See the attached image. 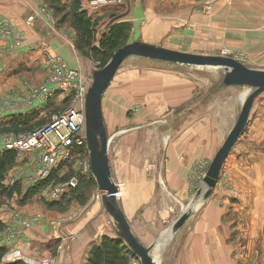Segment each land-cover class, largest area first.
I'll return each instance as SVG.
<instances>
[{
  "label": "rangeland",
  "instance_id": "rangeland-1",
  "mask_svg": "<svg viewBox=\"0 0 264 264\" xmlns=\"http://www.w3.org/2000/svg\"><path fill=\"white\" fill-rule=\"evenodd\" d=\"M61 1L63 3L59 0H41L42 4L28 11L25 17L27 15V18L34 17V19L36 15L51 17L54 22L51 24L53 30L50 36L57 38L56 41L60 44L62 43L61 26L64 25L67 31L68 48L75 49L79 54V62L74 61V65H78L79 70L82 68L84 74L81 73L89 79L92 71L106 65L114 52L112 54L110 52L109 55L93 56L88 48L79 45L78 31L72 23V15L79 11L90 16L91 21L94 22L97 39L107 31L103 29L111 17L120 15L126 10L127 0ZM99 1H102L101 5L98 4ZM164 1L144 0L148 2V5L162 4ZM192 1L193 5H188L186 0L181 1L183 3L181 7L192 6V12L199 11L206 19L212 18L215 6L218 10L220 6L224 8L226 4L225 0ZM234 2L241 5L237 6L238 9L247 10V13L243 12L244 15H248L247 19H243L247 22L245 24L258 25L264 21V0H235ZM130 5L131 10L132 3ZM240 14L243 15L242 12ZM124 17L115 22L124 21L129 24L126 39L128 43L134 39L133 34L136 35L137 32L133 22L126 21ZM159 41L165 44V40ZM94 43L97 44L96 40ZM164 44L156 45L164 46ZM42 47L44 53L47 50L56 54L50 42H44ZM250 49L229 46L211 48L208 53L203 52V54L231 56L249 67L264 68V48L259 51ZM45 59L46 56H44L43 66L46 63ZM84 69H88V72ZM42 79L37 78L33 84L41 85L44 83ZM220 80L221 72L217 69L180 66L141 58H128L124 61L106 88L101 104L106 134L111 140L108 148L109 165L111 179L117 188L116 194L117 173L125 171L131 162L143 165L141 171L144 170L146 175L155 174L156 165L152 163V160L157 158V155H154L157 152L154 145L158 141L161 145L163 140H168L169 145L166 148L175 147L176 151L173 155L182 161L195 155L198 148L195 139H201L202 135H205V129L212 137L216 136V148L220 147L238 117L242 96L248 89L237 86L223 87L220 86ZM15 93H17L16 88L0 90V99ZM49 101L36 106L38 114L31 123L36 120L47 123L52 114L62 112L69 104L65 97ZM26 107L30 109L28 105ZM4 108L0 101V113ZM13 108L21 109V107ZM111 113L112 117L109 118ZM249 115L245 131L238 137L232 151L226 157L220 178L212 193L203 202L194 201L191 215L171 239L167 235V229L189 206L191 200L196 198L197 191L203 189L205 185L203 175L214 155L203 161L194 160V167L188 175L190 188L187 199L177 201L165 190L170 201L159 202L156 206L158 215L159 212L163 214L161 217L157 216L160 218L159 227L154 231L148 230L139 237L142 242L144 241V245L157 242L151 253L158 264H264V91L254 99ZM8 125H0V129ZM145 125L147 127H143ZM130 133L136 134V138ZM9 134L21 133L13 131L7 134L0 133V148L4 149L2 137ZM146 134H149L150 138L148 145ZM153 148L155 151L152 150ZM87 160L89 161V150L86 143L75 150V154L63 168L62 176L56 175L57 179L54 183L60 185L73 174H83ZM32 161L31 152H18L15 163L6 175L5 183L10 187H18L21 193L30 186L36 185L38 182H29L33 173ZM84 173L83 176L92 175L90 170ZM159 189H165L162 180H160ZM86 192H88V198L95 196V201L99 202L98 186ZM39 193V197L35 196L27 202L23 201V197L19 194L13 198L0 197V240L4 238L1 226L6 227V233L10 230L11 236L16 237L17 235L13 233L17 229L16 224L24 227L23 222L36 214L40 213L43 220L39 217L35 222L37 224H31L32 226L28 228L40 226L44 221H52L57 227L60 222L74 217L77 208L80 211L83 207L73 199L72 189L59 201L46 200L41 195L42 192ZM24 204L27 206L25 207ZM160 205L162 208H159ZM207 208L208 211H206ZM111 226L114 231V224ZM205 234L206 236L203 237ZM161 236L166 239L159 244ZM98 240L100 241V238ZM62 242L59 240L53 249L34 259H53L56 261L55 264H60ZM1 245L5 244L1 243ZM133 260L134 258L131 259L130 264ZM4 261H6L5 258Z\"/></svg>",
  "mask_w": 264,
  "mask_h": 264
},
{
  "label": "crops",
  "instance_id": "crops-1",
  "mask_svg": "<svg viewBox=\"0 0 264 264\" xmlns=\"http://www.w3.org/2000/svg\"><path fill=\"white\" fill-rule=\"evenodd\" d=\"M59 1L63 3V1ZM181 1L183 0H165L162 4L148 5V2H144V0H130L132 8L124 18L126 21H132L135 26L137 33L133 34L132 41L140 40L151 44H164L159 40H165L163 47L198 53H208L211 48L229 46L246 47L249 50L253 48L255 51L264 48V21L258 25L245 24L247 22L243 19H247L248 15H244L243 12L247 10L238 9L237 6L241 5L239 3L237 5L235 0H225L224 8L220 6L218 10L215 6V13L212 18L210 17L211 19L202 17L199 11L192 12V6L181 7L183 4ZM186 3L193 5L192 0H186ZM41 4V0H0V21L7 18L15 33H20L23 37L19 46H14L9 39L0 38V90L17 89L15 95H6L0 99L1 105L5 107L0 113V125L2 126L9 124L8 122L16 116L28 114H32V117L34 115V118L37 116L36 108L38 107L36 106L42 102L30 101L28 91L35 87L37 78H43L42 82L46 79L47 71L42 65L45 56L42 47L44 42H50L56 55L66 61L71 68L79 73L82 72V68L79 70V66L74 65V61L79 62V54L75 49L68 48L67 31H65L64 25L61 26L62 43L60 44L56 41L57 38L50 36L51 30H53L51 24L54 22L51 17L36 15L32 24L26 22L27 12L38 8ZM241 12L243 15L240 14ZM259 14L262 15L260 12ZM221 15H223V19H221ZM235 19L237 20L235 21ZM84 71L88 72V69H84ZM59 97L64 96L58 93L52 99ZM66 101L70 102L67 96ZM27 105L30 109H27ZM13 107H21V109ZM111 117L112 113L109 114V118ZM112 126L114 127V125ZM143 127H147V125ZM130 135L136 138V134L130 133ZM146 136L148 145L149 134ZM152 138L154 139V137ZM195 141L198 147L195 155L189 156L183 161L173 155L176 151L175 147L166 148L169 145L168 140H163L161 145L158 141L154 145L157 150L154 155H157V158L155 157L153 162L151 161L156 165L155 174L146 175L144 170L141 171L143 165L133 162L128 164L125 171L117 173L118 203L138 238L148 230L154 231L159 227L160 218L157 216L161 217L163 214L159 212L158 215L156 206L159 202L170 201L165 190L177 201L187 199L190 188L188 175L194 167V160H206L217 151L216 136L212 137L207 129H205V135ZM152 150L155 151L154 148ZM160 180L163 181L164 190L159 189ZM39 192L31 199H34L35 196L39 197ZM14 196L16 194L11 197ZM159 208L162 206L160 205ZM78 209L75 210L76 213L79 211ZM208 210L207 208L206 211ZM111 225V218L103 210L101 200L94 201L82 216L65 225L62 228L68 241L64 254L65 264H85L92 246L99 242L100 236L115 237ZM16 227L17 229L13 233L17 236L14 238L11 236L10 230L6 233V227L1 226L4 238L0 240V246L9 249L19 248L24 254L38 258L42 254L45 255L46 251L53 249L59 240L62 241L58 225L55 227L52 221H44L40 226L33 228L17 224ZM205 236L206 234L203 237ZM1 243L5 245H1Z\"/></svg>",
  "mask_w": 264,
  "mask_h": 264
},
{
  "label": "water",
  "instance_id": "water-1",
  "mask_svg": "<svg viewBox=\"0 0 264 264\" xmlns=\"http://www.w3.org/2000/svg\"><path fill=\"white\" fill-rule=\"evenodd\" d=\"M130 4V0H127L126 10L120 15L112 16L103 31H106L108 26L116 20L128 15L131 7ZM128 58H141L153 62L158 61L180 66L217 69L221 72L220 86L248 88L242 96L241 109L235 123L217 149V152L214 154L211 163L203 175V182L205 184L203 189L197 191L196 198L191 200L189 206L174 219L173 223L167 229L166 232L170 239L186 223L193 211L194 207L192 205L194 201L200 203L206 200L216 186L226 162V157L232 151L238 137L245 131L244 129L248 123L254 99L260 92L264 91V68L256 69L249 67L231 56L183 52L139 40L126 43L123 47L114 51L106 65L92 71L91 82L87 88L88 91L84 101L86 120L85 135L87 149L89 150L90 171L96 180L98 195H100L103 210L107 212L112 220V224L115 226V237L125 242L129 250L140 260L141 264H158L151 253L157 242L151 245H144L135 235L131 224L128 223L119 206L116 194L117 188L111 179L108 150L111 140L106 134L101 102L102 96L110 81L115 76L119 67ZM94 201L95 196H92L74 217L58 224V232L63 241L59 255L60 264H64V254L68 243L62 228L82 216Z\"/></svg>",
  "mask_w": 264,
  "mask_h": 264
},
{
  "label": "built area",
  "instance_id": "built-area-1",
  "mask_svg": "<svg viewBox=\"0 0 264 264\" xmlns=\"http://www.w3.org/2000/svg\"><path fill=\"white\" fill-rule=\"evenodd\" d=\"M98 4L101 5L102 1ZM33 19L34 17H29L26 22L30 24ZM0 38L9 39L14 46H19L23 41L22 35L15 33L7 18L0 21ZM45 56L46 79L44 83L28 91L30 101L48 102L56 94L61 93L65 98L66 96L69 98V104L62 112L52 114L49 122L39 124L21 134L4 136L1 142L4 149H14L19 153L31 152L33 173L29 182L48 180L40 192L46 200L54 201L59 200L70 187H75L79 181L78 177L85 174L84 171L90 170L87 160L83 174L71 176L60 185L54 183L57 179L56 175L62 176L63 168L75 154V150L86 145L84 101L91 78L86 79L66 61L50 51L46 50ZM54 171L56 172L53 174ZM39 217L43 220L40 213L36 214L26 220L27 222H23L24 227L28 228L32 226L31 224H37L35 222ZM4 258L7 262L20 261L22 264H55L56 262L53 259H34L24 254L19 248H10L6 251ZM131 264H141V262L138 258H134Z\"/></svg>",
  "mask_w": 264,
  "mask_h": 264
},
{
  "label": "trees",
  "instance_id": "trees-1",
  "mask_svg": "<svg viewBox=\"0 0 264 264\" xmlns=\"http://www.w3.org/2000/svg\"><path fill=\"white\" fill-rule=\"evenodd\" d=\"M72 16V23L78 31L79 45L88 48L93 56L109 55L110 52L112 54L126 44L129 32V24L127 22H113L108 26L107 31L96 39L94 22L91 21L90 16L79 11L78 13L74 12ZM94 40H96L97 44L94 43ZM33 118L34 115L32 117V114L16 116L8 122L9 125L7 124V127L0 129V133L7 134L12 131L14 133L27 132L39 124H44V122H39L38 120L31 123ZM28 122L30 124H28ZM17 154L18 152L14 149L7 148L0 150V197H9L13 194H19L23 197V201H27L33 198V196L48 183V180L38 181L36 185L30 186L24 193H21L18 187L8 186L5 183L6 175L10 167L15 163ZM55 172L56 171H54L53 174ZM74 175L75 174L71 176ZM82 176L83 175L78 177L79 181L77 185L66 190L59 200L72 189L73 199L78 201V203L81 202L80 204L82 205L87 201L88 192L86 191L97 185L92 175ZM6 251L5 247L0 246V264H22L20 261H4ZM132 258H136V256L129 250L123 240L117 237L102 235L100 236V241L92 246L85 264H130Z\"/></svg>",
  "mask_w": 264,
  "mask_h": 264
},
{
  "label": "bare ground",
  "instance_id": "bare-ground-1",
  "mask_svg": "<svg viewBox=\"0 0 264 264\" xmlns=\"http://www.w3.org/2000/svg\"><path fill=\"white\" fill-rule=\"evenodd\" d=\"M163 234H164V233H163ZM163 234H162V235H163ZM165 235H166V234H165ZM162 237H163V236L160 237L161 240H160L159 244H161L162 242H164V240L166 239V238L164 239V238H162ZM159 244H158V245H159Z\"/></svg>",
  "mask_w": 264,
  "mask_h": 264
}]
</instances>
